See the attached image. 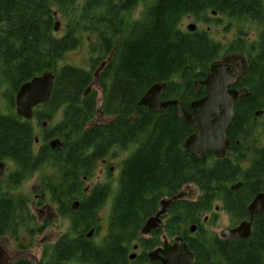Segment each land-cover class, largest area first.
Listing matches in <instances>:
<instances>
[{
  "label": "trees",
  "instance_id": "16d2710c",
  "mask_svg": "<svg viewBox=\"0 0 264 264\" xmlns=\"http://www.w3.org/2000/svg\"><path fill=\"white\" fill-rule=\"evenodd\" d=\"M138 8L141 11L133 18ZM212 11L242 27L255 25V39L247 38L249 29L242 30L241 37L224 48L207 30L189 33L181 28L187 17L204 25L219 21L210 17ZM54 13L65 21L61 38L52 31ZM84 35L94 40L90 47L94 67L111 55L99 75V101L95 90L83 97L92 83V70L57 67L64 54L80 47ZM232 54L248 64L245 78L234 89L245 88L250 94L234 104L227 136L232 156L190 157L183 144L191 130L174 117L172 108L155 114L138 102L153 85L165 84L161 100H177L189 112L190 104L203 98V89L196 85L206 78L210 65ZM46 72L55 76L50 98L34 110L36 123L25 121L15 114V94ZM256 86L263 97H253ZM0 92L7 109L6 114L0 111V162L14 170L0 179V238L36 232L26 199L12 194L34 173H41L50 204L57 205V212L69 222V231L39 264H136L128 260L132 245H151L139 236L143 224L158 211L161 199L187 186L197 188L199 197L170 206L165 226L153 234L154 244L162 233L180 236L194 253L195 264H208L189 246L187 227L213 200L224 201L233 218L240 219L245 212L248 219V203L264 190V147L257 149L249 140V128L256 121L253 114L264 110V0H0ZM55 119L44 137L37 138L34 124ZM240 126L244 130L237 137ZM52 138L62 143L61 152L49 150ZM131 146L137 149L120 165L106 234L98 242L87 239L89 230H94V237L100 230V213L111 190L98 185L86 194L84 179L89 180L107 156ZM242 149L255 151L248 167ZM238 182L242 188L231 193L228 186ZM233 199L247 203L243 212ZM74 201L80 203L76 212L70 206ZM263 228L264 218L256 217L251 236L220 242L222 248L208 253L209 264H264Z\"/></svg>",
  "mask_w": 264,
  "mask_h": 264
},
{
  "label": "water",
  "instance_id": "95a60500",
  "mask_svg": "<svg viewBox=\"0 0 264 264\" xmlns=\"http://www.w3.org/2000/svg\"><path fill=\"white\" fill-rule=\"evenodd\" d=\"M212 16H215L214 12ZM53 17L55 21L54 31L57 32L60 27L57 21V14L55 13ZM195 28V25L190 24L186 29L188 32H193ZM106 62L102 63L96 71L95 81L99 72L106 65ZM223 63L227 64L228 59H224ZM224 68L225 65L221 64L210 66V74L203 82H200V85L206 87V95L190 105V113H187L177 101L161 102L162 88L160 85L151 87L140 99L139 105L152 112H157L168 107L173 108L174 117L193 131V134L184 142V149L191 157H196L199 151H217L225 143L226 132L233 117L237 92L228 89L232 83V76L225 74L223 72ZM54 83V76L46 72L23 84L16 95L17 113L25 118H29L32 108L49 98ZM263 115V112L255 114L256 117H262ZM51 145L54 150L61 148L56 142ZM2 174L3 165L0 164V177ZM240 187L241 184H237L231 188V191L236 192ZM183 197L184 194L181 193L169 200L160 202V210L154 218L147 221L140 234L145 236L157 229L160 225L159 218L166 214L169 204ZM77 207L78 203H73L72 208L76 210ZM247 213L249 215V222H241L234 229H225L220 233V236L230 241L249 238L254 216L261 215L264 217V191L258 194L248 205ZM158 253L163 256V258L159 259L162 264H191L193 262L192 253L189 252L181 238H176L175 243L171 247L165 246L162 250H155L149 255V259L153 261L158 258ZM131 258H134V256ZM0 264H8V257L1 249Z\"/></svg>",
  "mask_w": 264,
  "mask_h": 264
},
{
  "label": "rangeland",
  "instance_id": "374dc122",
  "mask_svg": "<svg viewBox=\"0 0 264 264\" xmlns=\"http://www.w3.org/2000/svg\"><path fill=\"white\" fill-rule=\"evenodd\" d=\"M140 8H138L134 14L132 15L133 18L138 17V13L140 12ZM215 18H219V21L215 22H208L209 25H204L203 23L197 22L195 19L187 20L186 18L183 19L181 28L183 30H186V27L189 24H194L197 28V30H207L210 34V37L215 40L217 43L222 45L224 48L231 45L241 37L239 34L240 31H245L249 29V33L247 34L248 39H255L256 37V26L250 25V27H243L241 25H238L235 22H230L225 17H218L215 16ZM203 20V19H201ZM57 21L60 24L59 31L54 33L56 37L61 38L64 35V27H65V21L60 16L57 17ZM222 23V24H220ZM241 26V28H240ZM226 31V32H225ZM93 39H89L84 35L81 40L80 47L73 51L65 54L63 57L61 63L66 65H71L86 71H91V74L94 75L95 71L97 70L98 66L95 65V67L92 65V61L95 60V57L91 54L90 47L91 42H93ZM106 59V58H105ZM104 59V61H105ZM98 101L101 97L100 91L95 88ZM0 111L4 114L7 113L6 105L4 98L2 96V93L0 92ZM43 111V110H41ZM55 120L53 121H40V124L45 123V129L49 130L51 129L55 124ZM34 122V121H33ZM263 119H256L255 122H253L254 126V134L252 135V138L256 139V141L259 143H264V138L262 137V129L263 128ZM34 130L37 138H42V130L40 128V125L34 124ZM259 146V145H258ZM134 147H129L126 151H117L113 155L107 156L104 160L106 165L108 166L107 170L105 172L103 171L102 163L99 162V164L96 166V169L94 171L93 176L89 179V181L85 182L83 188H93L95 186H103L108 185L111 194L109 197V200L106 202L103 210L100 213L101 222H100V230L95 235V237H92L93 240L98 242L101 238L104 237L106 234V221L109 216L110 212V204H111V198L113 197V194L116 191L117 188V177L120 169L121 162L126 159L131 152L134 151ZM6 175L9 174L11 167L9 164H6ZM10 168V169H9ZM110 168H113L112 173L110 172ZM51 173V171H46V174L48 175ZM41 173L34 174L33 177L26 180L24 183L20 185V187L15 190L12 194L15 196H21L24 199H26L29 210L31 214L35 217V212L37 210H41L45 208L48 212H50V215H55L56 218L49 221V223L45 222V216L43 217H35L36 221V227L33 235L29 237L25 236L24 234H21L19 237V241H13L10 238H3L2 244L4 245V248L9 249L10 253V261H15L19 259H26L29 260L32 264H39L43 259L44 255L48 253L51 246L55 243V241L60 238L62 235L67 233L69 231V222L67 218H64L57 213V209L53 204H50L47 196L48 194L44 190L43 182L41 181ZM37 188L36 194H32L31 189ZM79 202V201H78ZM41 203V204H38ZM217 207L218 211L215 212L214 218H212V222L205 225V230L207 231L206 235L198 234L196 237L199 238L201 241L208 240L213 241L212 236L218 235V233L231 224V220L229 216L226 214L225 211H223L222 204L215 203L214 208ZM44 213H47L46 211ZM202 220V218L200 219ZM42 228L39 230L38 228ZM94 236V235H93ZM30 238L32 239V245L30 248L27 249H19L20 243L22 245L28 246L30 244ZM14 239V238H13ZM24 243V244H23ZM205 243V242H204ZM18 250L24 251L22 254L17 253Z\"/></svg>",
  "mask_w": 264,
  "mask_h": 264
},
{
  "label": "flooded vegetation",
  "instance_id": "af4514ba",
  "mask_svg": "<svg viewBox=\"0 0 264 264\" xmlns=\"http://www.w3.org/2000/svg\"><path fill=\"white\" fill-rule=\"evenodd\" d=\"M187 18H190V17H187ZM206 19L208 18V17H205ZM53 23H54V20H53ZM230 46V45H229ZM232 55H234V56H232V57H229V55H227V56H225L223 59H228V63L227 64H225V68L223 69V72L225 73V74H227V75H230V76H232L233 77V80H232V84L229 86V88L228 89H230V90H232L233 89V86H234V83L236 82H238L241 78H243V76H245V74L247 73V67H248V64H247V62H246V59L244 58V57H241V56H239V55H235V54H232ZM245 60V61H244ZM263 83V82H262ZM262 83H261V85H262ZM257 85H259L260 86V84L258 83ZM22 86V85H21ZM20 86V87H21ZM259 86H256V87H258V88H256V87H254V90L256 91V92H258L259 93ZM19 87V88H20ZM197 87V86H196ZM19 90V89H18ZM165 90V89H164ZM163 90V91H164ZM204 90H205V88H204ZM234 90V89H233ZM18 92V91H17ZM205 92H206V90H205ZM236 92L238 93V95H237V97H250V94L248 93V91H247V89H245V88H241V89H236ZM241 93V94H240ZM83 97H84V95H83ZM253 97H258V94H255ZM261 97V96H260ZM254 119H258V118H254ZM255 122V121H254ZM250 130H251V135L249 136V140H253V141H255L256 143V145H261V144H264V143H258L257 141H256V139H254V138H252V135L254 134V126L253 127H251V128H249ZM262 129V137L264 138V134H263V130H264V127L263 128H261ZM244 130V126H240V127H237V129H236V136L238 137L239 135L240 136H242V134H239V133H241L242 131ZM134 147V146H133ZM135 149H137V147H134ZM134 149V150H135ZM226 153V155L227 154H229L230 155V152H228V151H226L225 152ZM219 154V153H218ZM241 154L242 155H244L245 154V156H253L252 154H255V151H249V150H247V149H242V152H241ZM206 155H208V153H206V154H200L199 156V158H201V159H206ZM212 155H215L214 153H212ZM190 156V155H189ZM218 156V155H217ZM102 166H103V171L102 172H105L106 170H107V168H108V166L106 165V163H105V161L104 162H102ZM110 170V172L112 173V170H113V168H110L109 169ZM73 187V186H72ZM233 187V184H230L229 186H228V189H229V191L231 192V193H233V194H236L237 192H233V191H231V188ZM73 190H74V187H73ZM184 194H185V198L183 199V201H186V202H195L196 201V199L199 197V191L197 190V188H195V187H190V189H185L184 190ZM259 194V193H258ZM257 194V195H258ZM220 195H222V194H220ZM256 195V196H257ZM255 196V197H256ZM231 197V196H230ZM236 198V197H235ZM223 200V199H222ZM181 201V200H180ZM233 201H235V206L236 207H240L241 205H242V207H244L243 208V210H241L242 212L244 211V209H245V207H246V205H247V203H243V202H240V200H238V199H233ZM74 202H76V201H74ZM74 202H72L71 204H73ZM220 203V204H222V207H223V211H225L226 212V214L229 216V218H230V220H231V224L230 225H228L227 227H225V228H228V229H232V228H234V227H236L240 222H244V221H250L249 220V217H248V219H246V217H245V212H244V215H243V217L242 218H240V219H237V218H233L231 215H229L228 213H227V210H226V206H225V202L223 201H220V200H213L212 202H208V203H206V205H205V207H206V211H204L201 215H199L198 216V219H197V221L195 222V223H192V224H190L188 227H187V238H188V243L190 244L189 246H191V247H193L194 249H195V251H198L199 253H200V260H202V262L203 263H208L209 264V254L208 253H212V254H214L216 251H218L220 248H222V247H219L218 246V244L220 243V242H229V241H225V240H223V239H221V238H219V233H218V235H215V237H212V240L213 241H208V240H204V241H201V239H200V236H199V238L198 237H196V235H198V234H203V235H206V233H207V231L205 230V225H207L208 223H210V222H212V218H214V215H215V212L216 211H218V208L217 207H215L214 208V204L215 203ZM251 203V201L248 203V204H250ZM38 204H41V203H38ZM189 212H191V209H189L188 210ZM238 214L240 215L241 213L240 212H238ZM168 216H169V211H168V213H167V215L164 217V219H163V226L160 228V229H157V230H155V231H153V232H151L150 233V235L149 236H147V237H144V238H141V240L143 241V242H147L148 244H150L151 243V245H141L140 243V245L138 244V243H136L135 245H136V250L134 251L135 252V254H136V256H135V258L133 259V260H130V261H136V264H162L161 263V261L159 260L160 258H163V256L160 254V253H158L157 254V257L158 258H156V259H154L153 261H151L149 258V255L151 254V253H153L155 250H162V249H164V247L165 246H168V247H171V246H173L172 244H173V240L172 239H167V238H165L164 236H162V237H160L159 238V240H158V244L155 246V244H154V238H153V234L155 233V232H157V231H161L162 229H163V227L165 226V224H166V219L168 218ZM258 216H260V217H263V216H261V215H255L254 216V218H253V220H252V224H251V229L253 228V224H254V219L256 218V217H258ZM202 218V220H200ZM264 218V217H263ZM35 225H36V223H35ZM191 227H194V232H191L190 231V229L189 228H191ZM260 227H263V226H260ZM39 230H41L42 228L40 227V228H38ZM24 235L25 236H27L28 237V235L31 237L32 235H33V232H31V233H24ZM5 237H7V238H10V239H12L13 241H19L20 239H19V237L18 238H14V237H11V236H3V237H1L0 238V248H1V250L4 252V253H6L7 254V256H8V262H9V264H14L15 262H19L20 260H23V259H19V260H15V261H10V253H9V249H6V248H4V245L2 244V240H3V238H5ZM175 237H177V236H174V238ZM14 238V239H13ZM16 239V240H15ZM28 239H29V237H28ZM205 242V243H204ZM160 243V244H159ZM24 244V243H23ZM31 245H32V239L30 238V244H28V246H25L24 247V245H22L21 243H20V247H19V249H27V248H30L31 247ZM134 246V245H133ZM19 252H17V253H20V254H22V252H24V251H21V250H18ZM192 252V251H191ZM132 253V251L130 252V254ZM193 253V252H192ZM137 259V260H136ZM26 260V259H25ZM29 263H31L29 260H27ZM195 261H196V258H195V255H194V253H193V262H192V264H194L195 263Z\"/></svg>",
  "mask_w": 264,
  "mask_h": 264
},
{
  "label": "bare ground",
  "instance_id": "6f19581e",
  "mask_svg": "<svg viewBox=\"0 0 264 264\" xmlns=\"http://www.w3.org/2000/svg\"><path fill=\"white\" fill-rule=\"evenodd\" d=\"M55 14V13H54ZM53 14V15H54ZM202 19V18H201ZM53 20H54V17H53ZM55 22V21H54ZM54 24L55 23H53V33H56L55 31H54ZM220 24H222V23H220ZM240 28H241V26H240ZM59 31V30H58ZM57 31V32H58ZM196 31V30H195ZM195 31H193V32H195ZM193 32H189V33H193ZM226 32V31H225ZM65 56V54L63 55V57ZM111 56V55H110ZM63 57L58 61V63H57V67H62L63 65H66V64H62L61 63V61H62V59H63ZM109 58V57H108ZM108 58H106L105 59V61L103 60V62H101L99 65H98V68H97V70L100 68V66H101V64L102 63H104V62H106L107 61V59ZM20 60V59H19ZM245 61V60H244ZM21 69V68H20ZM104 69V68H103ZM102 69V70H103ZM96 70V71H97ZM101 70V71H102ZM96 71H95V73H94V75H92V83H91V85L87 88V90H86V92H84V96H87L88 95V92L90 91V90H95V88H97L98 89V79H99V75H100V73H101V71L99 72V74H98V76H97V80L95 81V74H96ZM49 73H51L53 76H54V74L52 73V72H49ZM210 74V73H209ZM244 77V76H243ZM54 78H55V76H54ZM245 78V77H244ZM203 79V78H202ZM25 84V83H24ZM55 84V83H54ZM155 85H160L161 86V88H162V93H161V97H162V94H163V90L166 88V85L165 84H155ZM253 85V84H252ZM154 86V85H153ZM152 86V87H153ZM256 88H258V87H256ZM53 89V88H52ZM99 90V89H98ZM262 90V89H261ZM19 91V90H18ZM51 92H52V90H51ZM18 93V92H17ZM17 93L15 94V97H14V111H15V114L18 116V117H20L21 119H23V120H25V121H31V122H33L34 121V110L36 109V108H38V107H40V106H42L44 103H46L48 100H49V98H50V95H51V93L49 94V98L45 101V102H43V103H41V104H39V105H37V106H35V107H33L32 108V110H31V116L29 117V118H25L24 116H21V115H19L18 113H17V105H16V95H17ZM252 93V92H251ZM241 94V93H240ZM256 94H258V97H263L261 94L259 95V93L258 92H256ZM237 95H238V93H237ZM171 101H177V100H171ZM140 102V101H139ZM139 102H138V106L139 107H143V106H140L139 105ZM161 102H168V101H162L161 100ZM178 102V101H177ZM179 103V102H178ZM244 103V102H243ZM179 105H180V103H179ZM181 106V105H180ZM143 108H145V107H143ZM168 108H172V107H168ZM148 112H151V113H155V114H157V113H160V112H162L163 110H165V109H167V108H165V109H163V110H159V111H157V112H152V111H149L147 108H145ZM172 110H173V108H172ZM57 112V111H56ZM258 112H263V114H264V110H259V111H256L254 114H253V118H258V119H263L264 118V115L262 116V117H256L255 116V114L256 113H258ZM174 115V114H173ZM54 116V115H53ZM49 119V118H48ZM44 121V120H43ZM33 123H36L35 121L33 122ZM39 125H40V128H41V130H42V138L44 137V133L47 131V130H44L45 129V123H42V124H40V122H39ZM42 138H40V139H42ZM37 142H38V140H37V138H35V143L37 144ZM54 142H56V143H58L60 146H61V148L59 149V150H54L53 149V147H52V143H54ZM47 146L49 147V150L50 151H52L53 153H58V152H61L62 151V149H63V145H62V143L60 142V140L59 139H56V138H52V139H49L48 140V142H47ZM191 157V156H190ZM125 160V159H124ZM105 160H103L102 162H104ZM101 162V163H102ZM122 163V162H121ZM0 164H2L3 165V174H2V176L0 177V179L1 180H3L2 178L4 177V176H6V168H5V166H6V164H8V163H4V161L3 162H0ZM9 166H10V164H9ZM11 167V166H10ZM14 167V166H13ZM10 169V168H9ZM40 170V169H39ZM12 171H14V170H12ZM12 171L10 172V173H12ZM35 174V173H34ZM119 174V173H118ZM5 179V178H4ZM0 180V181H1ZM72 180V179H71ZM87 181H89V180H87V179H84V184H85V182H87ZM71 181H69V183H70ZM68 183V184H69ZM237 184H242L241 182H238V183H235V184H233V186H235V185H237ZM96 187V186H95ZM95 187H93V188H95ZM93 188H91V189H89V188H83V191H84V193H86V194H89L90 192H91V190L93 189ZM190 189V188H189ZM260 194V193H259ZM177 195V194H176ZM110 197V196H109ZM109 197L107 198V201L109 200ZM173 197V196H172ZM172 197H165V198H163V199H161L160 200V202H162V201H164V200H169V199H171ZM106 201V202H107ZM176 201H180V200H176ZM176 201H172L170 204H169V206H168V210H167V212H166V214H164L163 216H160V225H159V227L157 228V229H160L162 226H163V219H164V217L167 215V213H168V211H169V209H170V206L174 203V202H176ZM77 203H78V207H79V202L78 201H76ZM76 202H74V203H76ZM160 202H159V204H160ZM252 202V201H251ZM71 205H73V204H71ZM70 205V206H71ZM57 206V205H56ZM78 207H77V209H78ZM77 209L76 210H74L73 208H72V206H71V210L73 211V212H76L77 211ZM159 211V210H158ZM158 211L153 215V216H151V217H149L146 221H145V223L143 224V226H142V228H141V230L139 231V236H140V238H144V237H147V236H149L150 235V233L151 232H153V231H155V230H157V229H155V230H153V231H151L148 235H141L140 233H141V231L143 230V228H144V226H145V224L147 223V221L149 220V219H151V218H154L155 217V215L158 213ZM31 213V212H30ZM228 213V212H227ZM34 217V216H33ZM35 217H38V216H36V214H35ZM34 217V218H35ZM46 218L44 219L45 220V222L46 223H49V221H51V220H53L55 217H53V216H45ZM50 218V219H49ZM168 218H169V216H168ZM167 218V219H168ZM167 219H166V221H167ZM35 221H36V219H35ZM165 221V222H166ZM244 222H249V221H244ZM241 223V222H240ZM239 223V224H240ZM238 224V225H239ZM252 224V223H251ZM237 225V226H238ZM236 226V227H237ZM236 227H234V228H236ZM35 228H37V227H35ZM234 228H232V229H234ZM190 229V231L191 232H194V227H191V228H189ZM225 229H228V228H224V229H222L220 232H219V238H221V239H223L221 236H220V233L223 231V230H225ZM253 229V228H252ZM262 230H264V228L262 229ZM90 235V236H89ZM94 235V230L92 229V230H89L87 233H86V238L87 239H93L92 237H94L93 236ZM89 236V237H88ZM213 237V236H212ZM215 237V236H214ZM250 237V236H249ZM175 238H181L182 239V237H180V236H177V237H175ZM248 239V238H247ZM247 239H241V240H233V241H230V240H225V239H223V240H225V241H229L230 243H233V242H238V241H242V240H247ZM16 240V239H15ZM58 240V239H57ZM56 240V241H57ZM55 241V242H56ZM54 245V244H53ZM134 245V246H133ZM132 245V248H131V250H130V252L132 251V253L130 254V252H129V255H128V260L130 261V260H133L134 258H135V256H136V254H135V250H136V245L135 244H133ZM1 249V248H0ZM84 250V249H83ZM152 254V253H151ZM193 254V253H192ZM134 256V258H131V257H133ZM23 260H25V259H23ZM74 260V259H73ZM71 261V260H70ZM76 262V261H75ZM9 263V262H8ZM16 263V262H15ZM69 264H76V263H69ZM192 264V263H191ZM195 264V263H194Z\"/></svg>",
  "mask_w": 264,
  "mask_h": 264
}]
</instances>
